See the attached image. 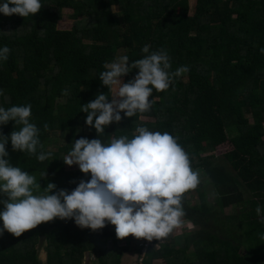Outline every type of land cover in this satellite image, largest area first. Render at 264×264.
<instances>
[{
    "label": "trees",
    "instance_id": "16d2710c",
    "mask_svg": "<svg viewBox=\"0 0 264 264\" xmlns=\"http://www.w3.org/2000/svg\"><path fill=\"white\" fill-rule=\"evenodd\" d=\"M192 1L197 2L194 15ZM40 2L35 16L0 13V48L10 49L8 59L0 60V107L30 104V123L38 128L42 147L36 154L14 151L10 135L22 127L14 121L0 125V132L9 137L6 150L40 185L34 195L44 194L49 183L55 191L71 193L81 180L91 179V173L70 170L63 161L77 139L108 145L123 136L134 138L138 126L168 132L216 197L210 201L200 183L187 191L181 220L190 223L191 234L171 237L161 250L150 249L141 264L159 259L162 264H264V0ZM65 11L74 22L70 31L59 28ZM145 45L150 53H168L170 71L182 66L189 71L167 90H154L148 111L132 118L123 113L120 123L97 134L81 107L104 94L107 87L99 78L104 64L120 51L129 64L142 59ZM137 74L134 69L123 83ZM229 143L233 150L217 156ZM41 152L50 153L49 159L40 162ZM194 195L199 196L195 205ZM132 242L131 236L118 239L107 221L93 231L74 219L56 218L20 237L5 231L0 264H87L88 256L95 257L91 264H126L127 254L141 256L142 248H131Z\"/></svg>",
    "mask_w": 264,
    "mask_h": 264
},
{
    "label": "clouds",
    "instance_id": "9594fccd",
    "mask_svg": "<svg viewBox=\"0 0 264 264\" xmlns=\"http://www.w3.org/2000/svg\"><path fill=\"white\" fill-rule=\"evenodd\" d=\"M41 8L40 0H5L0 4V13L26 18L35 16ZM142 51L146 55L131 64L126 55L104 64L105 71L99 78L110 89L111 102L109 95L101 93L81 107V112L87 113L86 124L97 134L113 122L120 123L122 112L132 118L137 112L148 111L154 90H167L176 77L189 71L186 66L170 71V57L163 49L150 53L145 45ZM260 51L264 54V48ZM9 52L7 46L0 48V60L6 61ZM134 69H138L135 78L123 83L122 78ZM30 117V104L0 107V125L14 121L15 126H22L10 135L14 151L36 154L37 147H42L39 130L30 123ZM44 127L47 130L48 126ZM136 133L130 140L123 136L108 145L100 139L75 140L63 161L68 166L78 165L84 174L91 173V179L81 180L71 193L55 191L56 185L49 183L44 194L34 195L33 190L40 185L33 175L5 159L9 137L0 132V192L7 197L0 201L4 206L0 236L6 231L20 237L56 218L74 219L78 227L93 231L106 227L107 221L115 226L118 239H144L141 256L137 254L145 259L150 249L163 248L168 241L162 238L174 229L184 226L192 231L190 223L182 225L181 220L185 214L182 197L199 184V174L193 171L188 153L168 132L138 126ZM50 155L41 152L37 159L44 162ZM256 213L261 214L259 206Z\"/></svg>",
    "mask_w": 264,
    "mask_h": 264
},
{
    "label": "rangeland",
    "instance_id": "374dc122",
    "mask_svg": "<svg viewBox=\"0 0 264 264\" xmlns=\"http://www.w3.org/2000/svg\"><path fill=\"white\" fill-rule=\"evenodd\" d=\"M196 1H192L191 2V15H194V10L196 8ZM70 15H71V12L70 11H65L64 12V15H63V20L61 21L60 25H59V28L60 30H64V31H70L72 30V28L74 27V22L71 20L70 18ZM125 52L124 51H120L118 57L120 56H124ZM104 94L106 95H109V102H111V93H110V89L109 88H105L104 89ZM123 114V112L121 113V115ZM249 122L252 123V119L249 118ZM233 150V146L229 143L221 148H219L217 150V156H222V155H225V154H228L230 153L231 151ZM7 151V150H6ZM8 152V157H6L5 159L9 160V162L11 163V165L13 167H19V160L18 158L16 157V154L13 153V152H10V151H7ZM22 171H24V169H22L21 167H19ZM67 168L70 169V170H75V169H79V166L78 165H73V166H68L67 165ZM199 183L201 185H199V187L203 186V189L206 191V193L208 194L209 196V200L210 201H214L215 200V197H216V193L214 191V188L212 187L211 184L207 183V180H204V179H201V177H199ZM7 197L2 193L0 192V201L2 200H6ZM192 203L195 205L196 203H199V196L198 195H194L193 198L191 199ZM4 210V206L2 203H0V212H3ZM234 212V209H231L228 211L229 214H232ZM179 234H182V235H179ZM189 234H191V231L187 228H184V226H180L176 229L173 230V232L171 233V235H168L167 237L164 238V240L166 241H169L171 237L175 238L176 236H181V237H177V238H180L182 240V238H184L185 236H188ZM132 237V236H131ZM133 239V242H132V246L131 248H136L137 246H140V244L143 243L144 239H137L135 237H132ZM179 245H181V242L180 241H177ZM135 251V250H134ZM41 258L46 261L47 260V253L46 251H42L41 253ZM92 261H95V257H91V256H88L87 259H86V263L87 264H91ZM125 263L126 264H141L142 262L140 261V257L138 256V254H127L125 256V259H124ZM156 264H162V260H157L155 262Z\"/></svg>",
    "mask_w": 264,
    "mask_h": 264
},
{
    "label": "crops",
    "instance_id": "0c3cea01",
    "mask_svg": "<svg viewBox=\"0 0 264 264\" xmlns=\"http://www.w3.org/2000/svg\"><path fill=\"white\" fill-rule=\"evenodd\" d=\"M133 252H134V251H133ZM130 254L132 255V254H137V253H136V252H134V253H130Z\"/></svg>",
    "mask_w": 264,
    "mask_h": 264
},
{
    "label": "built area",
    "instance_id": "2783aa9c",
    "mask_svg": "<svg viewBox=\"0 0 264 264\" xmlns=\"http://www.w3.org/2000/svg\"><path fill=\"white\" fill-rule=\"evenodd\" d=\"M144 259H141V261H143Z\"/></svg>",
    "mask_w": 264,
    "mask_h": 264
}]
</instances>
